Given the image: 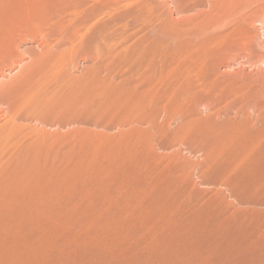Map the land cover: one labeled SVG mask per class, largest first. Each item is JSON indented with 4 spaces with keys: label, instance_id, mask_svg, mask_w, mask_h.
<instances>
[{
    "label": "rangeland",
    "instance_id": "374dc122",
    "mask_svg": "<svg viewBox=\"0 0 264 264\" xmlns=\"http://www.w3.org/2000/svg\"><path fill=\"white\" fill-rule=\"evenodd\" d=\"M59 1L0 0V85L26 89L41 69L53 74L40 62L59 60L45 93L79 105L98 126L81 124L71 136L74 126L18 122L17 140L37 139L48 148L41 163L52 166L30 175L0 153V264H224L259 255L245 244L264 229V206L246 200L264 162L256 152L243 157L264 139V0H97L94 16L83 13L93 3L83 5L79 17H91L83 25L111 35L98 40L120 54L111 60L77 53V40L55 32L77 18L67 13L54 27ZM166 29L178 34L168 40ZM141 37H157L165 54L144 66H163L150 76L159 94L151 108L145 102L161 112L138 127L127 90L147 87L129 71ZM6 108L0 103V125ZM54 113L45 119H59ZM76 142L75 155L53 156Z\"/></svg>",
    "mask_w": 264,
    "mask_h": 264
},
{
    "label": "bare ground",
    "instance_id": "6f19581e",
    "mask_svg": "<svg viewBox=\"0 0 264 264\" xmlns=\"http://www.w3.org/2000/svg\"><path fill=\"white\" fill-rule=\"evenodd\" d=\"M96 1L97 0H60L58 2V4L52 3L53 9L55 11H60L59 16H61V20L58 22H55L54 27H60L62 25H65L66 19L68 18V16L65 14L69 13L71 15H73V14L77 15V18L75 20L70 18L71 23H69V25H67L66 28H64L63 30L60 29V32H57V31H55V32L60 33V34L65 33L66 35H68L73 40L74 39L77 40V43L74 44V50L77 51V53H79L81 51H82V53H85L84 48H87V50L91 51L93 54H96V55L101 54V57L106 58L108 60L119 58L120 54L115 55L114 52L112 51V49L109 48L111 46V44L109 47H107L106 45H104L105 47H103L98 42L99 39H103V40L108 39L111 36V35H109V32H107L104 29H97L96 28L97 22L93 23L91 26L85 27V25H83V24L85 23L86 20H90L91 17L90 18L88 17L86 20L79 17V15L81 13L80 11L84 10V9H79V8H81L83 5H87L89 3H93V4L91 5V7H88V8L85 7L86 9H85V11H83V13L89 12L90 16L98 15V13L95 11V9L98 7V5H97L98 2H96ZM44 2L46 3V1H44ZM47 6H49V5H47ZM47 8L48 7H46V9ZM103 9H104V7H103ZM70 20H69V22H70ZM52 25H53V23H52ZM49 28H51V26ZM83 29H84V31H83ZM166 31H167V29H166ZM84 32H85V34H84ZM162 33H163L162 36H167L165 38H167L168 40L173 39V37H175L176 34H178L177 32H174V31H172V32L167 31V33H164V32H162ZM159 34H161L160 31L157 35H159ZM141 38L138 39V41L133 44V51L130 54L131 57L129 60L130 62L131 61H133V62H131L129 71L132 73L131 75H132L133 79H144V80H146L147 87H145L144 90H142V91L127 90L129 92L128 96H129V98H131V100L133 102L131 104V111H132V113L134 112V110L138 112V115L134 117V120H132L134 123H136V126H138V127H140L146 123H150L152 125V123H154L156 118H157L158 112H161V111H159L158 107H155L152 110L149 109L147 107V105L145 104V102L147 100H149V103H147V104L149 107L152 106L153 102H151L150 96L153 94H157V93L159 94L160 88L158 87V84L152 83L153 80H151L150 76H152V74L157 75L160 72V70L163 69V66L160 62L158 64V61L156 62V66L153 69H150L149 67L144 68V66H145V62L148 61L149 59L154 58L155 60H157L158 57H161L163 55V52L165 54V51H164V49L162 50V48L160 46V42H159L157 37H153L152 39H151V37H149L150 42H148V43H146V39H143V38L141 39ZM109 41H111V40H109ZM111 42H113V41H111ZM2 47H3V45H2ZM137 62H139L138 65H137ZM43 65L46 66V68H44V70H46L47 68L52 66L53 74L51 72L50 73L46 72L47 70L43 73V71H42L43 69H41L40 70L41 74L38 73V75L40 74V78L37 79V76H38L37 75L35 77V79L33 80V83H30L29 87L26 89H21V90H16V91L12 90L11 91L10 90V88H12L11 86L9 87L8 85L3 84V83L0 85V103L3 105L5 104L7 106V108L4 109V111H5V114L7 115L6 117L8 118V120L5 123H2L0 125V153L4 152L5 155L6 154L9 155V157L7 159H10V161H13L12 166H11L13 169L22 170L23 173H30V175L34 174L35 172L39 173V172H41L40 171L41 169H43V168L45 169L47 166H52V165L48 164V163H41V160H43L42 156L45 155L44 151L48 152L46 150L48 148L41 145V143L37 139L31 140V141H25V142H19L17 140V139H19L18 135L22 134L20 127H19L20 125L18 123L19 121H23V120H25V121H31V120L36 121L37 120L38 121L39 120V121H42L44 123V125L47 124V125H52L55 127L57 126L59 128H63L66 126H74V127H76V129L74 131H72L71 136H73V135L78 136V133L80 132L79 126L81 124H86V125L87 124L88 125L93 124V125L98 126V123L96 121L90 120L89 118H84L83 115L85 113L83 115L80 114L79 108H78L79 105H77V107L73 106V108L71 110V107L67 106V104L65 105V103H61L60 101L55 99V97H56L55 93L53 94V96L52 95L49 96L45 93L46 90H49L47 87L51 88L50 86H52L51 82L53 81V79H58L57 73H55L54 71L57 67L61 66L62 63H60L59 60L56 62L52 61L49 64H47L46 62H43V61L40 62V67H43ZM134 74L138 75V77H135L136 75H134ZM49 83H51V84L48 86ZM12 85H13V83H12ZM26 85L27 84L25 83V87H26ZM104 86H106V85H104ZM45 87H46V89L43 91V89ZM109 108H111V107H109ZM128 108H130V107H128ZM88 111H90V110H88ZM49 112H52V113L55 112L54 114L56 116H58L59 119H54V121L53 120H46L44 115L48 114ZM69 114H71L70 118H67L66 120H64L63 118ZM128 125H126V126H128ZM108 129H110V128H108ZM64 138L65 137L62 135L59 136V139H61V140ZM78 146L79 145L76 142L72 146H69V149L57 148V155H53L51 153L50 154L53 155L54 157H59L58 158L59 161L60 160L62 161L71 154L75 155L77 153V150H79ZM255 152L257 154L258 153L260 154L259 157H257V159L260 160L261 162L262 161L264 162V139H261L255 146H252V148L249 150V153H247L243 157V160L249 159L251 157V155L255 156ZM247 164L248 163H246V165ZM4 165H5L4 162L0 160V170L4 168ZM73 168H75V167H73ZM242 169H244V168H242ZM62 172L64 173L63 170H61V174H62ZM230 175H232V173ZM259 176H261L263 178L261 179V181H256L254 184L249 186L250 189L252 190V192L254 193V195H251V197L249 196L248 197L249 199L246 201L247 202H254L256 204H260V206L261 205L264 206V173L259 175ZM230 179H232V178H230ZM236 179L241 180L239 178H236ZM252 180H253V177H252ZM235 182H237V181H235ZM246 201H245V203H247ZM262 224H264V223H262ZM262 224L257 226L258 230L261 229ZM262 228H264V227H262ZM257 239H258L257 241L253 240V241H250V243L245 244V245L247 247H250V248H252L254 246V247H256V249H260V251L258 250L260 252L259 255L253 256V258H251V259H246L245 262H240L239 260H237L238 257H236V259H234V257H232V256H227V258H225L224 264H264V252H263V250H264V229H261V231L259 232V235L257 236ZM236 243H238V242L236 241ZM240 247H242V246H240ZM230 248H232V247H230ZM231 250H233V249H231ZM231 250H229V251H231ZM240 250L242 251L243 249H240ZM236 253H237V251H236ZM230 254H233V253L231 252Z\"/></svg>",
    "mask_w": 264,
    "mask_h": 264
}]
</instances>
